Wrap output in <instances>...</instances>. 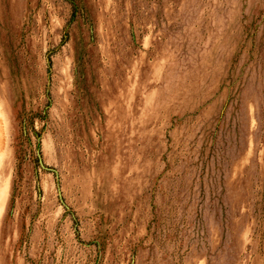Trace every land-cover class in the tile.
I'll return each mask as SVG.
<instances>
[{"label":"rangeland","instance_id":"obj_1","mask_svg":"<svg viewBox=\"0 0 264 264\" xmlns=\"http://www.w3.org/2000/svg\"><path fill=\"white\" fill-rule=\"evenodd\" d=\"M0 264H264V0H0Z\"/></svg>","mask_w":264,"mask_h":264}]
</instances>
